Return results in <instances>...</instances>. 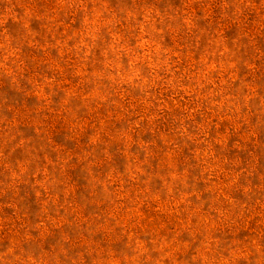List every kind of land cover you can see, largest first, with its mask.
<instances>
[{"label": "rangeland", "instance_id": "1", "mask_svg": "<svg viewBox=\"0 0 264 264\" xmlns=\"http://www.w3.org/2000/svg\"><path fill=\"white\" fill-rule=\"evenodd\" d=\"M78 2L53 28L42 13L55 0H0V40L21 42L16 66L0 63V253L27 232L25 253L53 264H95L92 249L128 264L135 243L144 264H196L204 236L193 227L224 199L256 214L212 233L217 251L257 235V11L237 16L239 0ZM232 98L248 100L242 120Z\"/></svg>", "mask_w": 264, "mask_h": 264}, {"label": "clouds", "instance_id": "2", "mask_svg": "<svg viewBox=\"0 0 264 264\" xmlns=\"http://www.w3.org/2000/svg\"><path fill=\"white\" fill-rule=\"evenodd\" d=\"M73 6L84 7L78 0H71V3H69V0H55L51 8H46L43 11L42 16L48 22V26L54 28L61 9ZM235 8L237 16L245 8L255 9L259 17L257 23L259 27L264 28V11H262L264 10V0H260L258 4L254 3L253 0H239ZM85 21L91 25L87 15ZM20 43V41L10 40L6 35L0 40V56L3 57L0 63L4 64L6 70H11V66H16ZM228 103L232 105L234 120H242V117L249 115L248 112H241L242 107L246 108L248 106L247 99L232 98ZM259 112L264 115V99L259 103ZM261 123H264V121H261ZM258 203L260 206L259 216L264 217V202L258 201ZM255 214L253 206L244 208L224 199L215 210L211 211L210 215L199 219L193 227V231L202 232L204 238L196 247V255L192 257V260L196 261V264H239L241 260L245 264H264V243H261V237L264 236V219L260 221L262 227L257 235L248 237L246 242L233 239L226 248L217 251V241L212 238V233L225 227L235 230H239L241 226L246 227V219ZM232 234L235 235V232L233 231ZM28 239H31V237L28 236L27 232L23 235L14 233L7 249L0 253V264H53L50 254L46 257L43 252L38 256H33L31 251L25 253L21 244ZM130 244H132V241H130ZM132 247L135 255L122 257V259L127 260L128 264H144V261L148 259L145 255L148 249L139 243L133 244ZM91 251H95L97 255L95 264H120V261L112 260L109 255H102L103 249H92ZM182 264H189V262L183 261Z\"/></svg>", "mask_w": 264, "mask_h": 264}]
</instances>
